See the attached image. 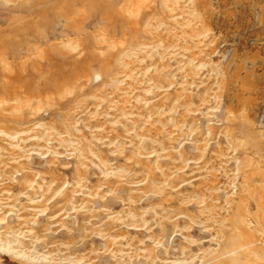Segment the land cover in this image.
<instances>
[{"label":"rangeland","instance_id":"374dc122","mask_svg":"<svg viewBox=\"0 0 264 264\" xmlns=\"http://www.w3.org/2000/svg\"><path fill=\"white\" fill-rule=\"evenodd\" d=\"M0 264H264V0H0Z\"/></svg>","mask_w":264,"mask_h":264},{"label":"bare ground","instance_id":"6f19581e","mask_svg":"<svg viewBox=\"0 0 264 264\" xmlns=\"http://www.w3.org/2000/svg\"><path fill=\"white\" fill-rule=\"evenodd\" d=\"M4 252H9V251H6L3 248H0V253H4ZM9 254H10V252H9Z\"/></svg>","mask_w":264,"mask_h":264}]
</instances>
